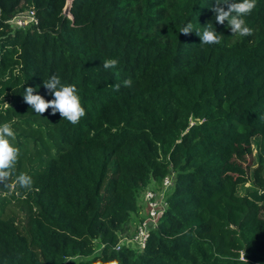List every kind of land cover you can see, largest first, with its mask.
Instances as JSON below:
<instances>
[{
	"label": "trees",
	"instance_id": "trees-1",
	"mask_svg": "<svg viewBox=\"0 0 264 264\" xmlns=\"http://www.w3.org/2000/svg\"><path fill=\"white\" fill-rule=\"evenodd\" d=\"M67 2L0 0V124L33 180L0 184V264H264V0L247 37L215 23V0ZM27 11L35 23H9ZM208 22L219 44H200ZM51 75L76 86L78 123L24 102L28 87L51 100ZM167 177L146 248L117 250Z\"/></svg>",
	"mask_w": 264,
	"mask_h": 264
},
{
	"label": "clouds",
	"instance_id": "clouds-1",
	"mask_svg": "<svg viewBox=\"0 0 264 264\" xmlns=\"http://www.w3.org/2000/svg\"><path fill=\"white\" fill-rule=\"evenodd\" d=\"M255 7L256 0H215V6L210 11L214 13L216 24L224 25L227 22L231 36L247 37L252 35L253 30L247 25L245 17L250 15ZM201 28L202 32H195L200 38L201 45H215L221 42L223 35L217 32L212 22H208ZM193 31V24L188 22L181 28L180 33L188 35ZM118 64V59H107L103 63V68L105 70L115 69ZM122 85L131 88L133 81L130 78L124 79ZM43 87L53 97L51 100H45L38 94L34 95L35 89L32 87L24 89L23 100L31 106L35 114L42 116L51 109V115L59 113L61 119L72 124L78 123L86 115L75 85L62 83L58 75H51L43 81ZM114 87L119 91L121 84L118 83ZM5 107L8 108L10 105L5 103ZM15 139L16 134L12 124L10 122L0 124V184H3L5 189L19 186L22 189L31 190L33 185L31 176L24 172L19 174L14 172L20 155L19 149L13 143ZM241 259H245V253L241 254ZM95 264H119V261L99 259L95 261Z\"/></svg>",
	"mask_w": 264,
	"mask_h": 264
},
{
	"label": "built area",
	"instance_id": "built-area-1",
	"mask_svg": "<svg viewBox=\"0 0 264 264\" xmlns=\"http://www.w3.org/2000/svg\"><path fill=\"white\" fill-rule=\"evenodd\" d=\"M36 22V16L34 12L27 11L15 16L9 23L15 28H26L30 23ZM173 182L171 177H167L163 182V187L167 190L172 188ZM160 191L148 189L144 194V201L147 202V214L143 221H141L137 228L134 229L132 235H122L119 245L116 247L120 250L125 244L126 246L143 250L146 248L150 233L158 226L159 218L166 210L168 203L163 197H160Z\"/></svg>",
	"mask_w": 264,
	"mask_h": 264
},
{
	"label": "rangeland",
	"instance_id": "rangeland-1",
	"mask_svg": "<svg viewBox=\"0 0 264 264\" xmlns=\"http://www.w3.org/2000/svg\"><path fill=\"white\" fill-rule=\"evenodd\" d=\"M247 162L244 164V169L246 171L247 167H248V164H249V160H250V157L247 158ZM172 189V188H171ZM171 189L168 190V192L170 193L171 192ZM155 190L157 191H160V197H163L164 200H166V197L168 194L165 193V191L167 190L165 187H161L160 189L158 188H155ZM140 204L143 206V208H147V202L144 201L143 199V196H141V199H140ZM140 222V221H139ZM139 222L137 224H139ZM133 231L130 233V235H132ZM135 249V248H134Z\"/></svg>",
	"mask_w": 264,
	"mask_h": 264
},
{
	"label": "water",
	"instance_id": "water-1",
	"mask_svg": "<svg viewBox=\"0 0 264 264\" xmlns=\"http://www.w3.org/2000/svg\"><path fill=\"white\" fill-rule=\"evenodd\" d=\"M73 1H74V0H68V2H67L66 8H65V12H64V14H65L66 16H68V15L71 14L70 11H71V8H72V2H73Z\"/></svg>",
	"mask_w": 264,
	"mask_h": 264
},
{
	"label": "crops",
	"instance_id": "crops-1",
	"mask_svg": "<svg viewBox=\"0 0 264 264\" xmlns=\"http://www.w3.org/2000/svg\"><path fill=\"white\" fill-rule=\"evenodd\" d=\"M142 215H143V217L146 216V210H145V208H143Z\"/></svg>",
	"mask_w": 264,
	"mask_h": 264
}]
</instances>
